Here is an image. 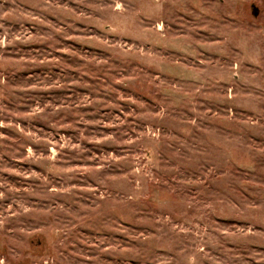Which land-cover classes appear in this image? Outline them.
<instances>
[{"label":"rangeland","instance_id":"1","mask_svg":"<svg viewBox=\"0 0 264 264\" xmlns=\"http://www.w3.org/2000/svg\"><path fill=\"white\" fill-rule=\"evenodd\" d=\"M0 264H264V0H0Z\"/></svg>","mask_w":264,"mask_h":264},{"label":"water","instance_id":"2","mask_svg":"<svg viewBox=\"0 0 264 264\" xmlns=\"http://www.w3.org/2000/svg\"><path fill=\"white\" fill-rule=\"evenodd\" d=\"M252 7H253V15L257 16L259 14V8L255 4H253Z\"/></svg>","mask_w":264,"mask_h":264}]
</instances>
